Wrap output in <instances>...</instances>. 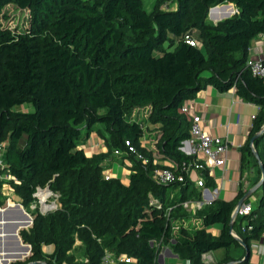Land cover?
Segmentation results:
<instances>
[{"label":"trees","instance_id":"trees-1","mask_svg":"<svg viewBox=\"0 0 264 264\" xmlns=\"http://www.w3.org/2000/svg\"><path fill=\"white\" fill-rule=\"evenodd\" d=\"M222 2L236 12L207 22L208 8ZM10 5L26 12L21 23L7 22ZM262 32L264 0H153L147 10L142 0H0V173L10 174L24 208L40 187L56 194L52 210L33 209L31 225L19 229L29 255L8 264H70L76 246L83 264H100L105 251L125 253L133 264H163L156 259L163 244L189 264H206L202 253L217 247L224 257L212 264H248L243 244L250 251L264 229V174L260 197L237 220L229 222L235 199L215 198L195 211L198 225L172 232L170 220L189 215L179 202L195 195L193 185L184 173L182 180L152 177L160 164L140 138L156 124L155 151L180 172L193 157L179 148L189 136L183 100L206 84L233 87L259 107L238 148L239 168H264V133H256L264 123V77L245 65L251 38ZM24 103L32 108H13ZM96 122L106 150L88 156L79 145ZM118 154L130 162L126 183L102 173L103 159ZM204 184H213L206 174ZM215 222L217 235L205 228ZM42 244L54 248L45 253ZM230 245L239 249L235 258L226 253Z\"/></svg>","mask_w":264,"mask_h":264},{"label":"crops","instance_id":"crops-1","mask_svg":"<svg viewBox=\"0 0 264 264\" xmlns=\"http://www.w3.org/2000/svg\"><path fill=\"white\" fill-rule=\"evenodd\" d=\"M223 9H226L227 11ZM234 12H236V7L233 3L222 2L218 3L209 12H207V16L212 19V21L210 22H215L216 20L222 18L225 14L230 15ZM247 56H250L251 58L264 57V43L262 42L261 33H257L251 38L247 50ZM182 105L188 107L190 112L197 113L202 117V124L206 131H209L212 135L221 136L227 141L228 147L226 150L225 166L223 167V169L220 167H212L211 169L213 177L210 178L212 179L213 184L208 186L217 187V195L215 198L224 200L235 199V206L241 195L246 191L248 192L247 199H249V201L252 202V205H254L261 194V171L260 169L259 171H257V164L255 163L250 167H246L240 170V153L238 148L247 138L252 123L251 114H255L258 111V105L250 101L242 100L235 93L233 87L225 91H218L210 84L204 85L192 96L185 98ZM20 106L23 108L26 107V109L28 110L32 108V106L27 103H24ZM16 107L17 106H14L13 108L18 109ZM147 125L149 126V128L156 126V124L151 123H148ZM96 128L100 129L99 127H94V131L93 129H91L87 138H85L79 145L82 147L85 155L89 156L91 154L104 152L106 150L104 144V137L106 133H102L101 131L96 130ZM154 130L153 132H156ZM258 131L256 133H258ZM153 140H155V138H153ZM153 140H151L152 143H149L151 145H148V138H145L143 140L144 146L148 147L151 150V153L153 155L152 162L160 164L161 168L162 166L168 164L169 161L162 158L161 155L156 151H153L155 150L153 149ZM254 152L255 151H253V156L254 158H256V161L258 163V155L256 154V157L254 155ZM102 163L104 164V168L102 169V173L104 175L115 176L119 178L120 181L124 183L127 182L130 162L126 157H120L118 161H116L114 158H109V156H106L103 159ZM106 166H110V169L106 170ZM154 169L158 170L159 167H154L153 170ZM4 174H6V172L0 173V179L3 180L1 184L3 196L7 197L5 196V191H9L10 195L7 199L16 202L20 201V198L13 192L9 183L7 182L8 177H4ZM192 188L195 194H197V187L193 185ZM237 193H240V195L236 196ZM196 210L197 209L192 212L194 216H197L195 214ZM15 218H17V210H9L5 217L6 222L2 227H5V225L12 226L11 223ZM220 227L221 224L219 222H215L206 226L205 228L211 234L217 235ZM255 240L258 243V246H261L262 251L256 252L250 250L248 255V264H264V229ZM76 244L79 245L80 241L77 240ZM16 248L17 243L15 242L14 238H12L7 230H5L4 228H0V257H5L9 253L13 252ZM53 248V244H42V250L45 253H50ZM28 252H30V249L28 250ZM224 253L225 249H223V247H217L212 250L204 251L201 257L206 264H212L215 261L221 260L224 257ZM226 253L229 256H234L235 258L239 254V249L235 246L230 245L227 247ZM158 255L161 256V261L158 260ZM156 259L157 262L163 264H189L188 259L179 258L174 252L171 251L167 244H163L160 247ZM83 261L84 258L78 261V258L76 257L75 262L70 264H83ZM234 262L235 259H229L224 264Z\"/></svg>","mask_w":264,"mask_h":264},{"label":"built area","instance_id":"built-area-1","mask_svg":"<svg viewBox=\"0 0 264 264\" xmlns=\"http://www.w3.org/2000/svg\"><path fill=\"white\" fill-rule=\"evenodd\" d=\"M165 6V5H162ZM262 42L264 43V32L261 33ZM185 41L189 44H193V40L187 35L184 36ZM245 65L249 68L252 74L264 77V57L262 58H251L247 56L245 59ZM182 109L185 110L190 116V124L188 128L189 136L181 140L180 146L181 150L187 154L193 155L192 159L188 163L181 166V171L175 173L176 165L169 163L170 167H161L158 170H153L152 177L158 181H170V180H182L183 173L187 176L189 181L197 187L198 192L192 197H187L184 200L180 201L179 204L185 212L189 215L187 223L189 225L199 224V218L193 215L195 209L200 208L201 206L209 203L217 195V187H210L204 184L205 174L209 177H213L211 171L212 167H220L223 169L226 162V150H227V141L225 138L217 135H212L209 131L204 129L202 124V117L197 113H192L189 111L188 107L182 105ZM251 117H254V114H251ZM144 137L140 138V143L144 145ZM125 144H128L125 141ZM128 150H132V147H128ZM117 152V150H114ZM143 161H146L140 154H136ZM5 158V143L0 144V169H3L6 166L4 161ZM258 160V164H260ZM192 172V174H191ZM7 177H10V174L6 173ZM107 177V175H104ZM248 192H244L239 198L240 203L233 207L230 212L229 222L237 220L241 215L248 213L253 207L252 202L247 199ZM154 201H156L154 199ZM159 205V204H157ZM169 207H166V213L168 212ZM172 220H170L171 222ZM186 223V224H187ZM172 227V226H170ZM241 228L243 225L240 226ZM230 234L239 239L238 234L230 230ZM249 250L261 252V246H258V243L255 239L250 240ZM100 264H133L130 256L125 253L113 254L110 251H105L104 256L102 257Z\"/></svg>","mask_w":264,"mask_h":264},{"label":"rangeland","instance_id":"rangeland-1","mask_svg":"<svg viewBox=\"0 0 264 264\" xmlns=\"http://www.w3.org/2000/svg\"><path fill=\"white\" fill-rule=\"evenodd\" d=\"M142 1H143V7L146 10L151 7L152 2H153V0H142ZM6 10L8 11V16H9L7 22L10 23V24L21 23L23 21V19L25 18V16H26V12H24V11H22L20 9L15 8L13 5L7 6V9ZM206 21L207 22H210V21H212V19L207 16L206 17ZM16 108H18V109H20V108L21 109H26V107L23 108L21 106L20 107L17 106ZM143 109H140V112L138 113V115L140 116V118H144L145 117V109H144V111H142ZM94 127H99L100 129L96 128V130L101 131L102 133L103 132L105 133V131L103 129V125L100 122H96L94 124V126L92 127L93 131H94ZM143 137H144V139L145 138L146 139L148 138V145H151L149 143H152L151 140H153V138H155V140H156V134H155V132H153V129L151 130L148 125L146 127H144V132H143L142 138ZM155 140H153V146H154ZM153 149H155V148L153 147ZM153 151H155V150H153ZM120 157H121V155L118 154L117 157H114V159L116 161H118V159ZM157 167L160 168V166H157ZM105 169L106 170L107 169H110V166H106ZM4 177H7V175L4 174ZM4 191H5V189H4ZM9 195H10L9 191H5V196H7V197H3V199H4L3 200V205H1L0 207L5 206L7 203H10V204L13 205V203L16 202V201H10L9 199H7ZM41 198H43V203H45L44 205H46V206L49 207L48 209H46V210H43L42 209ZM55 206H56V194L52 193L51 191H47L46 189H44V187H42V188L40 187L35 192V199L31 202V204L29 205V207H26V208L23 207V208H24V210L27 213H29L31 215V211L33 209H35V208H37L41 212H46V211L52 210ZM17 214H18V212H17ZM188 217L189 216H187V217H180V218H177V219H172V221L170 222V226H172L171 227V229H172L171 231L172 232H177L181 227H184V226L189 225L187 223ZM15 219H14V221H15ZM0 228H4L5 230H7L8 233H10V231H11V227L9 225H5V227H2V225H1ZM12 238H13V236H12ZM73 251L75 252L76 257L78 258V261H80V260H82L84 258L83 251H82V246H79V247L76 246ZM29 253L30 252H28V254Z\"/></svg>","mask_w":264,"mask_h":264},{"label":"water","instance_id":"water-1","mask_svg":"<svg viewBox=\"0 0 264 264\" xmlns=\"http://www.w3.org/2000/svg\"><path fill=\"white\" fill-rule=\"evenodd\" d=\"M217 4L212 5L208 8V12L215 7ZM228 16L227 14H225L223 17ZM261 132V134L264 133V124L260 127L259 131ZM251 140V138H250ZM181 149V147H179ZM257 153L254 152V155L257 157L256 155ZM260 171H261V176L264 174V168L262 166L259 167ZM44 189H46L47 191H50L48 186L44 187ZM35 195V193H34ZM240 203V200L237 201L236 206ZM11 209H15L17 210L18 214H17V221H15L11 227V231H10V235L13 236L15 242L17 243V248L9 253L8 255H6L5 257H2V264H8L10 261L13 260H24L27 256H28V250L30 249V245L26 242L21 241L20 239V235H19V229L21 228H25L31 225L32 220H33V216H31L29 213H27L22 204L18 201V202H14L13 205L10 203H7L5 206L0 207V221L1 219L6 220L5 217L7 215V212ZM3 217V218H2ZM1 224V222H0ZM244 247V255L243 257H248L249 251L248 249H246V246L243 244ZM168 252V251H167ZM10 258V259H8ZM161 256L158 255V260L161 261ZM34 263H42L40 260L37 261H33ZM30 262H28L27 264H29Z\"/></svg>","mask_w":264,"mask_h":264},{"label":"bare ground","instance_id":"bare-ground-1","mask_svg":"<svg viewBox=\"0 0 264 264\" xmlns=\"http://www.w3.org/2000/svg\"><path fill=\"white\" fill-rule=\"evenodd\" d=\"M41 203H42V209L43 210H46L49 208L48 206L44 205L45 203H43V198H41Z\"/></svg>","mask_w":264,"mask_h":264}]
</instances>
